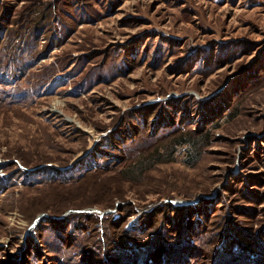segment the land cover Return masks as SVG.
Here are the masks:
<instances>
[{
	"label": "rangeland",
	"instance_id": "374dc122",
	"mask_svg": "<svg viewBox=\"0 0 264 264\" xmlns=\"http://www.w3.org/2000/svg\"><path fill=\"white\" fill-rule=\"evenodd\" d=\"M0 264H264V0H0Z\"/></svg>",
	"mask_w": 264,
	"mask_h": 264
},
{
	"label": "water",
	"instance_id": "95a60500",
	"mask_svg": "<svg viewBox=\"0 0 264 264\" xmlns=\"http://www.w3.org/2000/svg\"><path fill=\"white\" fill-rule=\"evenodd\" d=\"M191 204H193V202L188 203V205H191ZM184 205H185V204H184Z\"/></svg>",
	"mask_w": 264,
	"mask_h": 264
},
{
	"label": "trees",
	"instance_id": "16d2710c",
	"mask_svg": "<svg viewBox=\"0 0 264 264\" xmlns=\"http://www.w3.org/2000/svg\"><path fill=\"white\" fill-rule=\"evenodd\" d=\"M180 145L182 144V143H179Z\"/></svg>",
	"mask_w": 264,
	"mask_h": 264
}]
</instances>
